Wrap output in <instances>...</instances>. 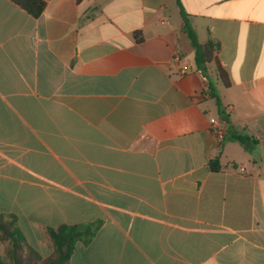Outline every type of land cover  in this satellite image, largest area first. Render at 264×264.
<instances>
[{"label": "crops", "instance_id": "crops-1", "mask_svg": "<svg viewBox=\"0 0 264 264\" xmlns=\"http://www.w3.org/2000/svg\"><path fill=\"white\" fill-rule=\"evenodd\" d=\"M43 1L0 0V214L44 258L96 226L70 264H264V0H179L216 97L176 0Z\"/></svg>", "mask_w": 264, "mask_h": 264}, {"label": "trees", "instance_id": "trees-1", "mask_svg": "<svg viewBox=\"0 0 264 264\" xmlns=\"http://www.w3.org/2000/svg\"><path fill=\"white\" fill-rule=\"evenodd\" d=\"M10 1L35 19L43 13L46 7L43 0ZM176 4L182 18L184 31L194 50L196 72L206 84L205 92L211 97H216L211 79L207 73V66L214 61L215 54L219 50V44L211 41L200 43L180 1L176 0ZM134 39L137 43L143 41L140 33H135ZM217 75L222 82L226 81V73L220 67L217 68ZM231 138L240 142L245 141V138L241 136H232ZM221 140H224V136ZM222 141H220V146ZM210 167L214 172L220 171L221 166L218 159H214L210 163ZM96 229V226L90 224L64 225L57 229L45 228L43 236L50 249V255L44 258L26 241L16 225L15 217L0 214V240L5 244L4 253L0 255V264H70V257L75 243L77 241L88 242Z\"/></svg>", "mask_w": 264, "mask_h": 264}, {"label": "built area", "instance_id": "built-area-1", "mask_svg": "<svg viewBox=\"0 0 264 264\" xmlns=\"http://www.w3.org/2000/svg\"><path fill=\"white\" fill-rule=\"evenodd\" d=\"M209 123L211 125V128L214 131V134L218 139H222L224 136V128L218 123V121L215 118H210Z\"/></svg>", "mask_w": 264, "mask_h": 264}]
</instances>
